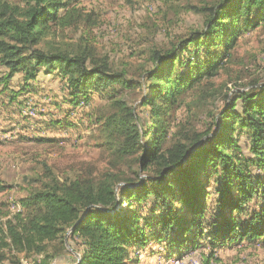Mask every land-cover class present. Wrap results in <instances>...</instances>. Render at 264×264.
I'll use <instances>...</instances> for the list:
<instances>
[{
	"label": "trees",
	"instance_id": "16d2710c",
	"mask_svg": "<svg viewBox=\"0 0 264 264\" xmlns=\"http://www.w3.org/2000/svg\"><path fill=\"white\" fill-rule=\"evenodd\" d=\"M76 1H0V94H9L5 108L21 111L42 74L62 80V102L71 109L90 105L93 93L105 95L104 106L90 115L109 167L61 180L43 164L47 179L33 178L39 186L17 199L19 210L0 203V264H20V253H45L51 242L63 247L67 232V238L78 237L73 264H135L137 256L130 255L149 242L164 243L177 255L208 247L206 261L242 239L264 242V83L214 109L204 131L171 133L172 110L186 105L190 92L201 100L211 95L207 81L232 61L240 34L264 24V0L190 6L203 14L204 26L176 47L154 52L153 65L138 79L87 46L52 40L82 19ZM15 75L20 77L12 82ZM69 115L64 123L50 118L37 128L44 133L73 126ZM24 118L29 120L15 124L27 131ZM14 129L0 125V134ZM17 137L30 139L20 132ZM12 188L0 182V192Z\"/></svg>",
	"mask_w": 264,
	"mask_h": 264
},
{
	"label": "rangeland",
	"instance_id": "374dc122",
	"mask_svg": "<svg viewBox=\"0 0 264 264\" xmlns=\"http://www.w3.org/2000/svg\"><path fill=\"white\" fill-rule=\"evenodd\" d=\"M6 1L17 4L22 0ZM214 1L77 0L82 19L60 31L52 40L74 47L87 46L95 56H107L113 67L123 68L130 78L138 79L145 69L153 65L149 59L154 52L176 47L182 38L204 26L203 14L196 13L190 6L203 8ZM232 56V61L207 81L209 94L213 92L211 95H205L201 100L196 92H190L185 98L186 105L172 110V134L184 136L188 130L204 131L210 124L209 114L214 109L221 108L238 91L255 89L264 83V24L241 33L232 49ZM2 69L0 75L4 72ZM19 77L15 75L12 82ZM35 83L37 93L25 95L26 105L21 111H16L14 105L5 108L9 106V94H0V125L15 126L10 133L0 134V182L13 186L0 192V203L4 204V210L11 212L20 209L16 201L25 190L39 186L33 178L47 179L48 171L43 164L61 180L73 179L90 170L98 173L109 167L108 150L102 145L103 137L93 113L90 115L94 107L98 112L104 106L106 96L93 93L90 105L71 109V105L62 102L63 82L58 76L39 74ZM67 113H70L73 126L63 125L62 130L54 128L44 133L37 128L44 126L45 120L48 122L50 118L64 123ZM24 116L29 120L24 118L20 123L27 125V131L15 124ZM19 132L30 139H20L17 137ZM39 138L44 139L37 140ZM147 175L143 173L141 177ZM151 203L150 199L146 201V210ZM67 235L68 232L63 239V247L55 241L48 244L45 253H20V264H42L41 260L49 255H53L49 264H73L74 258L79 257L75 252L78 237L71 239ZM164 246V243L149 242L144 250L130 257L137 256L135 264H264L263 241L242 239L232 245H224L216 250L210 261L205 259L208 247L177 255ZM4 264L12 263L5 261Z\"/></svg>",
	"mask_w": 264,
	"mask_h": 264
},
{
	"label": "water",
	"instance_id": "95a60500",
	"mask_svg": "<svg viewBox=\"0 0 264 264\" xmlns=\"http://www.w3.org/2000/svg\"><path fill=\"white\" fill-rule=\"evenodd\" d=\"M76 226H77V225H74V226L71 228V230L74 229Z\"/></svg>",
	"mask_w": 264,
	"mask_h": 264
}]
</instances>
